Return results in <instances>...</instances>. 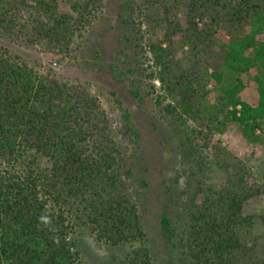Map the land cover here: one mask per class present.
<instances>
[{
	"label": "trees",
	"instance_id": "obj_1",
	"mask_svg": "<svg viewBox=\"0 0 264 264\" xmlns=\"http://www.w3.org/2000/svg\"><path fill=\"white\" fill-rule=\"evenodd\" d=\"M66 1L79 12L98 0ZM143 2V21L136 23L132 0L124 3L123 20L140 38L145 32L153 38L162 32V40L149 43V49L158 79L178 96L166 111L179 107L181 113L198 117L201 89L212 80L217 97L205 110L214 130L232 122L249 141H261L255 130L264 127V0ZM179 8L186 11L184 29L172 18ZM204 17L208 19L199 27L197 20ZM74 21L73 15L59 11L57 0H0V36L19 32L31 44L43 41L64 51L73 40ZM169 30H179L191 49L202 46L208 53L215 48L204 61L205 72L173 73L177 61ZM219 32L227 39L220 41ZM164 41L169 42L166 47ZM250 92L252 101L246 97ZM126 132L136 137L133 129ZM125 136L115 131L87 86L44 73L0 45V264H82L77 236L85 231L110 245L131 247L128 264H152L143 204L125 185L131 174L122 157ZM186 157L193 159L191 153ZM230 167L221 187H204L199 181L187 187L191 194L182 206L187 218L181 241L189 264H264V252L239 232L256 221L244 209L259 190L249 183L240 162ZM160 223L164 232L173 233L167 211Z\"/></svg>",
	"mask_w": 264,
	"mask_h": 264
},
{
	"label": "rangeland",
	"instance_id": "obj_2",
	"mask_svg": "<svg viewBox=\"0 0 264 264\" xmlns=\"http://www.w3.org/2000/svg\"><path fill=\"white\" fill-rule=\"evenodd\" d=\"M126 1L98 0L95 6L77 12L66 0H57L60 12L66 11L75 17L73 40L64 51L48 48L43 41L31 44L19 32L0 36V45L44 73L87 86L107 111L115 131L120 135L126 133L122 157L124 167L129 168L131 174L125 179V185L130 195L143 204V230L152 264L190 263L185 242L181 241L187 218L182 206L191 194L187 187H194L198 181L204 187H221L236 161L248 171L245 177L252 187L259 190L244 209L245 214L255 215L256 221L251 227H240V236L256 244L259 252H264V127L255 130V134L263 138L254 143L232 122H228L224 130L215 131L205 110L217 97L212 80L201 89L202 109L198 117L181 113L179 107L176 112L168 113L165 107L176 103L178 96L170 94L166 84L163 86L158 79L149 49V43L162 40V32L157 31L156 38L149 37L142 24L140 29L144 35L140 38L123 20ZM132 3L136 23L143 21V0H132ZM174 12L177 15L172 18L184 29L186 11L179 8ZM27 17L24 13L22 18ZM207 19H198V26L202 27ZM169 31L177 61L173 73L205 72L204 61L211 58L215 48L208 53L200 50L202 46L191 49L182 42L179 30ZM216 36L220 41L228 37L220 32ZM168 43L164 41L163 47ZM117 71L122 76L118 77ZM255 71L252 69V73ZM211 72L209 67L208 73ZM131 90L137 94H132ZM253 94L246 96L249 101ZM128 127L135 131L136 137L131 132L127 134ZM189 152L192 160L186 157ZM163 211L168 212L174 228L172 234L161 227ZM77 239L82 264H128V253L132 249L128 245H110L87 231L79 233Z\"/></svg>",
	"mask_w": 264,
	"mask_h": 264
}]
</instances>
